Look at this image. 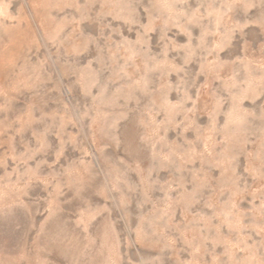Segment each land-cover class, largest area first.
I'll return each instance as SVG.
<instances>
[{
	"label": "rangeland",
	"instance_id": "rangeland-1",
	"mask_svg": "<svg viewBox=\"0 0 264 264\" xmlns=\"http://www.w3.org/2000/svg\"><path fill=\"white\" fill-rule=\"evenodd\" d=\"M0 264H264V0H0Z\"/></svg>",
	"mask_w": 264,
	"mask_h": 264
}]
</instances>
